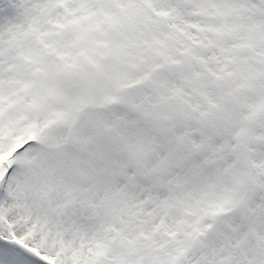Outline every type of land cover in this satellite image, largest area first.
Listing matches in <instances>:
<instances>
[{"label":"snow or ice","instance_id":"6c2138e0","mask_svg":"<svg viewBox=\"0 0 264 264\" xmlns=\"http://www.w3.org/2000/svg\"><path fill=\"white\" fill-rule=\"evenodd\" d=\"M0 264H264V0H0Z\"/></svg>","mask_w":264,"mask_h":264}]
</instances>
